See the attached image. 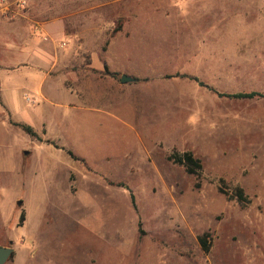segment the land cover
<instances>
[{
  "label": "rangeland",
  "instance_id": "1",
  "mask_svg": "<svg viewBox=\"0 0 264 264\" xmlns=\"http://www.w3.org/2000/svg\"><path fill=\"white\" fill-rule=\"evenodd\" d=\"M27 70L56 102L70 88L116 111L118 154L69 155L57 113L52 141L45 124L37 137L15 125L1 87ZM250 90L264 91V0H0L4 264H264V98L217 94ZM49 143L72 161L38 178ZM173 150L200 160L197 175L166 159Z\"/></svg>",
  "mask_w": 264,
  "mask_h": 264
},
{
  "label": "crops",
  "instance_id": "2",
  "mask_svg": "<svg viewBox=\"0 0 264 264\" xmlns=\"http://www.w3.org/2000/svg\"><path fill=\"white\" fill-rule=\"evenodd\" d=\"M36 57H39L36 52ZM105 65L110 72H123L124 70L118 67L114 57L113 50H108L105 54ZM23 76H15L14 78H8L1 87V102L4 107L9 111L13 121L18 124H26L37 130L38 126L42 124L46 125V133H44V140H54L57 135L52 132V126L56 119L55 114H58L59 121L62 119V124H66L68 121L70 136H74L75 141L72 143L65 141L68 146L66 149L78 154L81 158L87 161L93 159H101L106 154L113 155L118 154L117 139L116 143L113 141V137L117 138L118 131L112 128L113 120L118 121V115L116 111L112 109H106L100 106L88 105L86 101L78 99L75 91L70 88H64L63 97L59 102H56L53 96V84L49 82L47 78L42 77L34 73V70H27ZM125 72V71H124ZM33 95L32 103H25L22 99L23 93ZM20 113L28 114L31 119L27 121L20 116ZM25 121V122H24ZM98 122L102 124V127H90L94 126ZM36 124V125H34ZM59 125V123H58ZM105 138V139H104ZM32 153V151H31ZM33 154V153H32ZM35 155V153H34ZM36 159L34 162V170L38 178H43L45 175L51 173L52 169L59 161L71 164V158L60 154V151L49 144H42L37 147Z\"/></svg>",
  "mask_w": 264,
  "mask_h": 264
},
{
  "label": "trees",
  "instance_id": "3",
  "mask_svg": "<svg viewBox=\"0 0 264 264\" xmlns=\"http://www.w3.org/2000/svg\"><path fill=\"white\" fill-rule=\"evenodd\" d=\"M110 74L112 76L118 75L117 72H113V73L111 72ZM217 94L222 97L233 98V99L264 98V91H258V90L240 91L235 93L217 92ZM15 125L20 126L29 135L37 137L36 133L34 132L31 126L26 124H17V123H15ZM67 152L69 155L73 156L71 151H67ZM166 159L172 162L173 164L182 166L187 174L197 175V173L202 168L200 160L195 158L190 151L180 152L173 150L166 156ZM199 185H200L199 183L196 184V186ZM218 190L221 191L220 188ZM233 194L238 199V201L248 202L247 200L248 198L244 195L243 190L240 187L236 186L234 188ZM130 200L132 205L135 206L134 196L132 193H130ZM20 219H23V216H21ZM200 244L204 251L208 250V244H206L205 240L202 237H200Z\"/></svg>",
  "mask_w": 264,
  "mask_h": 264
},
{
  "label": "water",
  "instance_id": "4",
  "mask_svg": "<svg viewBox=\"0 0 264 264\" xmlns=\"http://www.w3.org/2000/svg\"><path fill=\"white\" fill-rule=\"evenodd\" d=\"M132 81H136V78L129 76L127 74H122L120 77L121 83H127V82H132ZM23 154L27 155L28 150H24ZM18 203H20V201H18ZM12 252H13V249L11 247L0 246V264H4L9 259Z\"/></svg>",
  "mask_w": 264,
  "mask_h": 264
},
{
  "label": "built area",
  "instance_id": "5",
  "mask_svg": "<svg viewBox=\"0 0 264 264\" xmlns=\"http://www.w3.org/2000/svg\"><path fill=\"white\" fill-rule=\"evenodd\" d=\"M61 45L63 46V45H65V43L63 42V43H61ZM26 100H27L28 102H30V103L33 102L32 98H29V97H27V96H26Z\"/></svg>",
  "mask_w": 264,
  "mask_h": 264
}]
</instances>
